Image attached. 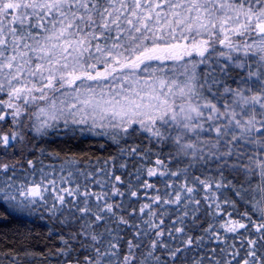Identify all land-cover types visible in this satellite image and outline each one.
I'll list each match as a JSON object with an SVG mask.
<instances>
[{
	"label": "snow or ice",
	"instance_id": "6c2138e0",
	"mask_svg": "<svg viewBox=\"0 0 264 264\" xmlns=\"http://www.w3.org/2000/svg\"><path fill=\"white\" fill-rule=\"evenodd\" d=\"M0 212L53 224L10 264H264V0H0Z\"/></svg>",
	"mask_w": 264,
	"mask_h": 264
},
{
	"label": "trees",
	"instance_id": "16d2710c",
	"mask_svg": "<svg viewBox=\"0 0 264 264\" xmlns=\"http://www.w3.org/2000/svg\"><path fill=\"white\" fill-rule=\"evenodd\" d=\"M39 147H43L48 152H59L61 156L71 155L87 160L97 157L106 158L109 152H114V148L107 150L100 147L102 140L88 135L69 138L68 136L51 135L47 142L37 141ZM24 151H29L27 148ZM32 153L29 151V155ZM35 155L39 156L38 149ZM48 160L46 159V163ZM58 163V161H54ZM42 211V210H41ZM53 226L52 221L40 218L38 212L34 216L8 217L0 212V264H10L11 257L18 252L23 256V250L37 254L48 251L54 241L48 239L49 229ZM39 264V259L33 262Z\"/></svg>",
	"mask_w": 264,
	"mask_h": 264
}]
</instances>
